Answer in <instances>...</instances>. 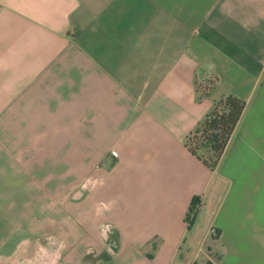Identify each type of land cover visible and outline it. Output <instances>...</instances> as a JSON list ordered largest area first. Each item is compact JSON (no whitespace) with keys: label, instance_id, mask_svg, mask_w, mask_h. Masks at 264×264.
Returning a JSON list of instances; mask_svg holds the SVG:
<instances>
[{"label":"crops","instance_id":"0c3cea01","mask_svg":"<svg viewBox=\"0 0 264 264\" xmlns=\"http://www.w3.org/2000/svg\"><path fill=\"white\" fill-rule=\"evenodd\" d=\"M226 94L212 170L186 141ZM209 261L264 264V0H0V264Z\"/></svg>","mask_w":264,"mask_h":264},{"label":"trees","instance_id":"16d2710c","mask_svg":"<svg viewBox=\"0 0 264 264\" xmlns=\"http://www.w3.org/2000/svg\"><path fill=\"white\" fill-rule=\"evenodd\" d=\"M217 82V79L200 82L198 84L200 98L208 95L216 87ZM246 105V101L233 94L224 95L215 101L204 121L188 136L186 146L210 169H216L220 163L228 143L242 119ZM200 205V197L194 196L185 218L188 230L194 225ZM205 264L214 263L209 261Z\"/></svg>","mask_w":264,"mask_h":264},{"label":"rangeland","instance_id":"374dc122","mask_svg":"<svg viewBox=\"0 0 264 264\" xmlns=\"http://www.w3.org/2000/svg\"><path fill=\"white\" fill-rule=\"evenodd\" d=\"M58 205V204H57ZM66 206V212L70 213L72 215V211L70 209H68L69 207H72V203H65ZM55 214V211H54ZM110 233V231L108 232ZM51 241V240H50ZM47 242V240H46ZM55 242V240H54ZM58 247V245H55V247L53 245H48V244H44V252H42V255H39V258L37 259V262H42V256H44V262H61L63 259V262H71L72 261V257L69 255L70 252H68L67 250L64 251L63 253V257L62 254L56 249ZM85 259H89L90 257H94L93 255H89V254H85ZM89 262H86V264H88Z\"/></svg>","mask_w":264,"mask_h":264},{"label":"built area","instance_id":"2783aa9c","mask_svg":"<svg viewBox=\"0 0 264 264\" xmlns=\"http://www.w3.org/2000/svg\"><path fill=\"white\" fill-rule=\"evenodd\" d=\"M216 232H217V231H216V229H214V228L211 230V233H212V234H216Z\"/></svg>","mask_w":264,"mask_h":264}]
</instances>
